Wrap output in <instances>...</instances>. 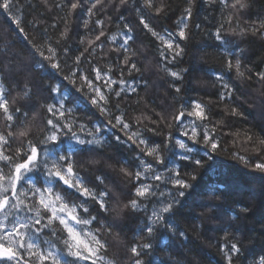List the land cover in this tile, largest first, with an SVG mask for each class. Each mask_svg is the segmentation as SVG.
<instances>
[{"label": "snow or ice", "instance_id": "obj_1", "mask_svg": "<svg viewBox=\"0 0 264 264\" xmlns=\"http://www.w3.org/2000/svg\"><path fill=\"white\" fill-rule=\"evenodd\" d=\"M186 2L187 7L174 32L162 34L150 26L144 15L139 19L143 28L162 45L161 56L168 63L182 58L185 49L180 41L189 40L188 21L192 18L195 0ZM43 3L51 7L48 0ZM53 3L65 12L64 28L58 33L55 44L50 39L41 45L29 41L33 55L39 58L37 66L51 70L54 79L59 77L58 82L49 84L48 98L40 105L44 116L39 134H33L29 122V111L35 106H30L28 111L13 107L15 101L6 98L0 79V112L4 121L0 130V264H112L104 255L109 247L105 237L119 236V221L128 212L144 213L137 241L130 247L134 257L132 264H144L143 256L152 250V240L161 230L187 239L179 230L175 216L184 206V198L197 186L194 182L207 162L227 153L252 171L264 174V158L251 161L239 150L229 152L217 136V130L233 136V149L237 147L240 132L229 131L223 119L213 121L210 110L201 101L181 104L167 114L152 109V115L141 112L129 118L127 110L120 108L121 93L129 95L137 89L125 87L124 69L129 74L141 71L134 59L137 51L130 44L134 42L132 28L124 24V30L109 35L105 19L111 20V17L93 19L108 8L119 12L129 0H53ZM208 3L219 4L221 13L213 34L219 42L224 65V72L215 74L221 88L218 98L222 103L229 102L224 104L226 115L242 116L231 104L235 89L225 79V74L234 72L238 78L250 79L246 74L251 69L247 65L242 67L241 57L229 47L231 41L227 36L230 33L264 36V18L245 21L247 26L241 27V14L250 7V0H208ZM16 7L15 0H0V9L6 13ZM165 8L162 0H141L137 11L147 9L149 13L160 15L165 13ZM78 9H82L86 17L82 27L89 29L90 23L93 27L80 39L84 47L73 53L67 43L61 46V42L70 39L69 21ZM11 18L27 40L21 18ZM118 19L123 21L124 16ZM106 45L111 47L106 50ZM109 51L118 54L119 80L111 75L113 65L101 69L93 64L94 58L105 59ZM83 64L90 67L85 69ZM164 70L175 80H182V73L187 71H173L166 65ZM255 75L264 81V72ZM173 88L176 93L181 92L179 85L173 84ZM30 91L26 88L22 98L28 97ZM84 107L94 108L103 121L91 126L82 121L79 111ZM35 118L33 115L31 119ZM105 127L114 133L113 143L134 149V160L125 161L119 168L124 182L133 184V191L126 200L119 191L108 188L104 176H96L95 182H89L80 173L82 157H89L90 164L99 163L94 157L108 142ZM146 132L163 139L155 141L146 136ZM239 143L257 156L264 153V137L245 132ZM223 188L224 185L217 187V199L226 194ZM89 202L96 206L97 215L90 211ZM206 207L212 212L219 205ZM220 251L226 264H233L241 248L231 243ZM260 264H264V259Z\"/></svg>", "mask_w": 264, "mask_h": 264}, {"label": "trees", "instance_id": "obj_2", "mask_svg": "<svg viewBox=\"0 0 264 264\" xmlns=\"http://www.w3.org/2000/svg\"><path fill=\"white\" fill-rule=\"evenodd\" d=\"M140 2L141 0H129V4L119 12L108 8L106 12L93 17H111V20L105 19L109 35L124 30V24H129L132 28L134 42L130 44L137 51L134 59L141 71H132L129 74L124 69L122 79L127 82L125 87L134 86L137 92L129 95L121 93L120 108L126 109L128 117L131 118L141 112L152 115V109L167 114L181 104L201 101L207 105L213 121L223 119L229 131L240 132L237 147L233 149V136L224 135L221 130H217V136L221 137L229 152L239 150L251 161L264 158V153L257 156L255 152L245 150L239 143L245 132H251L258 138L264 137V81L255 75L257 72H264V36L231 33L227 36L231 41L229 47L241 57L242 67L247 65L251 69L246 74L251 78H238L234 72L225 74V79L235 89L231 104L243 113L242 116L226 115L224 104L229 102L219 101L221 88L215 79L216 73L224 72L221 48L213 35L221 20L219 4H209L208 0H195L192 18L188 21L189 40L180 41L185 49L182 58L168 63L161 56L162 45L143 28L139 19L144 15L150 26L162 34L165 31L174 32L187 2L162 0L166 8L165 13L160 15L149 13L147 9L138 12ZM15 3L17 7L11 13L0 9V79L4 84L6 98L15 101L13 107L28 111L30 106H35L29 111V122L33 134L36 135L42 128L44 116L40 105L48 98L49 84L58 82L59 77L54 79L55 74L51 70L45 71L37 66L39 58L33 55L29 41L31 44L41 45L50 39L55 44L58 33L64 28L62 17L65 12L56 8L53 0H48L50 8L45 6L43 0H15ZM121 15L124 16L123 21L118 19ZM241 15V27L247 26L245 21L264 18V0H250V7ZM12 16L21 18L27 40L24 39V34L18 32ZM83 19H86L83 10L78 9L69 21L70 39L61 42V46L67 43L73 53L84 47L80 44V39L93 27L90 23L89 29H84ZM53 24L56 25L55 28L52 27ZM119 42L118 36L117 43ZM110 47L111 45H106V50ZM117 55L116 52L109 51L105 59L94 58L93 64H98L101 69L109 64L113 65L111 75L113 79L119 80L121 77ZM165 65L173 71H187L182 73V80H175L164 70ZM82 66L85 69L90 67L88 64ZM173 84L181 87L180 93L174 91ZM26 88L31 90L30 95L22 98ZM33 115L35 120L31 119ZM79 115L89 126L103 121L92 107H84ZM3 124V115L0 112V130L3 129ZM172 131L175 133V127ZM105 132L108 142L94 157L99 163L90 164L89 157H82L80 173L89 182H95L96 176H104L108 188L119 191L121 198L126 200L133 191V184L124 182L119 168L125 161L134 160V149L113 143L111 136L114 133L107 127ZM145 135L155 141L163 139L162 136H153L152 133L146 132ZM194 183L197 186L184 198V206L175 216L179 230L186 234L187 239L161 230L152 240V250L143 256L144 264H226L220 249L225 245L230 246L231 243H237L241 248L239 255L234 257L233 264H260L264 259V174L252 171L242 162L222 153L213 161L207 162ZM219 185H224L222 191L226 194L217 199ZM103 187L104 185H100V188ZM209 204L219 207H214L209 212L206 207ZM89 207L92 214L97 215L96 206L92 202H89ZM143 223L144 213L128 212L119 221V236L105 237L109 245L104 253L106 260L112 261V264H132L134 257L130 253V247L137 241ZM141 242L144 240L141 239Z\"/></svg>", "mask_w": 264, "mask_h": 264}, {"label": "rangeland", "instance_id": "obj_3", "mask_svg": "<svg viewBox=\"0 0 264 264\" xmlns=\"http://www.w3.org/2000/svg\"><path fill=\"white\" fill-rule=\"evenodd\" d=\"M87 262H85L84 264H86Z\"/></svg>", "mask_w": 264, "mask_h": 264}]
</instances>
